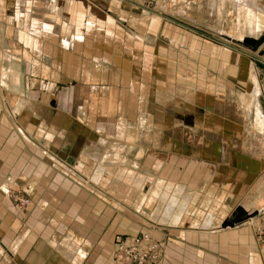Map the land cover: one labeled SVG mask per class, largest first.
I'll return each instance as SVG.
<instances>
[{
	"label": "crops",
	"instance_id": "0c3cea01",
	"mask_svg": "<svg viewBox=\"0 0 264 264\" xmlns=\"http://www.w3.org/2000/svg\"><path fill=\"white\" fill-rule=\"evenodd\" d=\"M164 1L167 2L166 8L171 9L163 10V13L168 16L180 13L183 21L211 35H223L219 25L222 14L242 15L244 13L240 9L248 13L250 8L264 18V0ZM108 3V0H97L99 8L104 6L102 14L104 11L108 14ZM47 6L56 8L52 3H47ZM136 17L144 20L142 16ZM261 17L258 18V27L264 25ZM122 22L118 23L121 28L115 26L114 30L121 37L124 26ZM151 22L149 19L148 23L139 24L140 30L137 31L140 39L132 40L130 51L117 50L121 38L106 39V55L103 54L104 50L80 60H75L74 54L67 55L68 66L62 77L73 84L65 93L68 117L64 115L62 97L59 101L56 97L57 102L53 104L41 105L40 101L29 99L37 90L25 86L3 88L5 94L15 96V99L7 96L0 103V264H117L114 259V237L136 236L142 233L139 229L143 225L139 221H126L125 213L119 211V215L107 219L104 213V176L108 175V171L105 170L104 160L109 159L116 150L119 151L116 176L117 181L122 182L116 193L106 194L110 201L118 205L124 201L125 185L128 189L133 187L141 192L148 178L137 172V169L143 162L141 155L144 154L145 158L152 151L146 152L139 147L133 150L121 145L137 141L140 136L135 130L129 136L118 132L119 139H116L114 134L104 135V126L116 125L113 121L119 122L126 113L131 119L139 120L138 111H148L143 113L148 122L143 124V128H149L150 133L156 132L151 129L157 127L153 118L163 98L166 110L177 103L183 108V116L171 110L169 116L159 121V126H165L166 132L191 129L188 133L192 135L177 136V142L187 138L188 145L184 146V141L180 142L181 145L176 143V147L181 148L180 166L175 168L172 162L170 167H166L163 184L151 183L149 189L151 191L154 187L155 193L147 194L149 198L145 193H140L136 206L139 210V207L149 204L148 221L160 228L159 234L153 233L162 242V257L155 264H264V244L258 242L245 222L237 221L243 215L236 213L240 210L249 214L256 213L257 217L264 219V207L257 211L255 209V206L264 203V164L250 161L245 169L229 165V170H223L220 161L225 146L236 150L239 142L245 144L251 140L256 145L263 142L258 139L253 142L248 134L244 138L231 135L236 124H233L234 119L229 118L230 135L221 133L219 129L211 131L210 136L199 133L204 124L198 112H214L215 107L220 109L224 105L226 96L234 94V90L227 87L216 94L218 89L221 90L216 76L225 73L235 84L236 80L231 78L230 73L238 56L233 49H226L225 45L210 40L203 43L185 36H180L178 40L177 29L168 22L160 23L158 35V26ZM107 28L113 29L109 26ZM263 36L264 30L258 31L255 39L259 42ZM84 43L88 46L92 44L90 41ZM97 43L101 47V41ZM258 47L259 44L251 49L246 48L247 56V49L253 53ZM46 51H50L47 59L53 64L52 67L63 61L57 56V48ZM80 61L84 65L76 71L73 64ZM108 61H112L115 66L104 67V62ZM163 62L165 66L161 64ZM157 63H160L157 67L159 70L164 67L163 75L157 72ZM177 63L196 64L195 69L191 70L196 75L190 71L186 75L198 81L192 82L195 84L193 86L186 81L180 88V94L174 91L176 82L172 80L173 73L178 72ZM11 68L5 70L6 74L1 76V81H5L7 73L13 71ZM251 69L256 79L258 73L253 65ZM35 71L26 68L19 77L27 79L35 76ZM185 71L183 75L186 80L188 77ZM114 79L121 82V87H106L109 89L108 94L104 91V84L109 85ZM125 86L131 87L130 91L134 93L129 100L122 98ZM205 88L213 93L212 101L208 100L209 94H206ZM261 93L264 92L253 90L244 106V114L239 119L246 127L262 129L261 138L264 141V126L259 124L261 118L264 120V113L259 112V108L264 110ZM250 108H255L258 116L255 121L250 119L247 123L245 117ZM121 126H124L123 122ZM111 133L107 131V134ZM159 135L155 136V141L166 139V142H171L174 139L167 137L168 133ZM205 137L206 142L218 146L214 147L219 150L218 157L215 150L205 154L204 151L201 153L200 147L194 146L198 141H204ZM104 144L111 146L112 151H106ZM246 148L252 159H259L262 153L260 148L253 151L249 150L252 148L250 146ZM163 153L166 154L165 159L176 154L173 151L171 154ZM231 155L233 160H229L230 164H236V154ZM128 156L133 161H126ZM204 163H209L207 168ZM9 189L32 198L30 206L23 212L13 206L3 192ZM153 197L155 199L152 201ZM226 222L233 223V226L222 228Z\"/></svg>",
	"mask_w": 264,
	"mask_h": 264
},
{
	"label": "rangeland",
	"instance_id": "374dc122",
	"mask_svg": "<svg viewBox=\"0 0 264 264\" xmlns=\"http://www.w3.org/2000/svg\"><path fill=\"white\" fill-rule=\"evenodd\" d=\"M108 2V14H106L105 11L104 14H102L104 6L99 8L98 6H100V4L97 5V0H0V103L4 102L7 96L12 98L13 100L15 99V96L13 97L12 95L5 94L3 92V88H15L25 86L28 89L31 88V90H37V93H35V95L33 96H30L29 99H31L32 101L36 99L40 101L41 105H48V103L50 102L53 104L54 101L57 102V100L62 97V101L65 104V107L63 108L64 115L68 117V109L66 107L67 97L65 93L67 91V88L72 84V82H69L66 77H62L65 75L67 70L68 54H74L75 60H78L79 58L85 59V56L88 55H96L94 53H97L99 50H104L103 54H105L107 45L104 42H107L106 39L115 40L121 38L122 41L120 42V46L117 48V50L119 52H122L123 50H125V52L127 50L130 51V49H132V47H130V43L132 42V40L139 38L137 30H140V23L146 24L148 23L149 19L152 20V22L158 26L159 35V30L161 28L160 23L168 22L170 25L177 29L176 34L179 35L178 40L180 39V36H185L187 39H195L196 41L203 43L208 42V40H210L215 43L225 45L226 49L234 50V53L238 56V60L235 64V67H232L230 76L231 78L236 80V82L234 84L232 79H229L228 75H226L225 73H220V77L216 76V82L220 84L219 88L221 90L218 89L215 92L216 94H218L222 92L225 87H227L233 89L234 94L226 96V102L220 109H216L215 107L214 112H208L205 110L200 111V113L198 112V115H201L199 117L202 118L204 124V126L200 128L201 131H199V133L203 134L204 136H210L211 131H216L219 129L221 133L230 135V125L227 118L232 120L234 119L233 124H236V126L234 125L235 127L233 128V132L231 133V135L235 134L238 138H244L245 134H248V138L251 139L252 137L253 142L254 140L256 141L258 139L261 140V142L263 143H257L256 145L255 143H251V140L250 143L246 142L245 144L244 142H239L240 144L237 143V145L239 146H237L236 150H234V148L229 149L225 146V149L222 150V155L220 156L221 168L223 170H229V165H237V167L245 169L246 166L250 164V161H259L258 164H264V156H262V154H264V141L261 138L262 129L255 128L254 126L246 127L245 123L240 121L241 119H239V117L244 114V106L246 105V102L248 101L253 90L259 89L264 92V36L262 37V39L259 40V47L257 51L255 50L256 52L253 51V53H251L249 49H247V51L249 52V56H247L248 53L245 50L246 47H244V45L241 43L242 39L248 36L246 33V27L248 25L249 19L255 20L261 16L254 13L250 8H248V13L245 12L244 9H240V11H242V13H244L245 15H229L227 13L222 14L220 16L219 25L221 27L220 33L223 35L218 36L208 34L203 30L198 29L196 26L183 21L179 15L180 13H178V15L174 14V16H168L167 14L163 13V10L171 9L166 8L167 2L164 0H135L134 3H129L124 0H108ZM47 3H52L54 6H56V8H58V10L54 9L53 7H48ZM223 11L224 8L222 7V12ZM116 14L117 17L115 16ZM253 14L256 18L254 16H251ZM136 15L142 16L144 20H139ZM261 18L263 19L264 24V18ZM122 19H124L125 21ZM121 22L124 25L122 30V37L120 35H117V31H114L116 27H118V23L121 24ZM108 26L113 27V29H108ZM257 29L252 35L254 36V38H257L255 36L257 35L258 31L264 30V25ZM231 39L234 42L232 41V43H230ZM98 40L101 41V47L97 43ZM89 41L92 42V44H95V46L92 44L90 45V43L88 46L84 43ZM49 48L53 50L57 48V56L60 60H63L62 62L60 61L57 65H55V67H52L53 64L48 62L49 59H47L50 51L47 52L46 50H49ZM161 49H163L162 46ZM158 64L160 63H157L156 68L158 67ZM161 64L165 66L164 62ZM83 65L84 64L81 63V61L75 62V64H73V66H75L76 68V71H79V67ZM96 65L99 66L100 64L98 63ZM252 65L254 70H256L258 73L256 74V79L251 69ZM108 66H115V64L112 61H108V63L104 62V67ZM195 66L196 64L194 63L176 64V70L178 72L173 73L174 79H172L174 80V83L176 82L174 84V91L176 90L179 93L180 88L183 87L186 81L191 82L192 86L195 85L192 82H198L193 77H190V75H186L188 71L191 72L192 69H195ZM11 67L13 68V71H11V73L9 74L7 73V78L5 79V81L2 80V82L1 76H5V70L10 69ZM26 68H33L34 71L36 70L34 72L35 76L28 77L27 79L19 77L22 76L23 70H25ZM163 68L160 70L157 68V72L163 75ZM197 68L198 67H196V69ZM200 69L202 70V67ZM184 70H186L185 75L188 77V79L186 80L184 79L183 75ZM27 71L29 70L27 69ZM18 73H21V75H17ZM191 73L196 75L195 72ZM125 80L126 79L124 78V82ZM120 83L118 82V80L114 79L109 85L104 84V91L110 94L109 89H107L106 87H114L116 85H119L120 88ZM206 87L209 88L210 86L206 85ZM124 88L125 92L124 94H122V98L124 100H129L130 97L134 94L132 91H130L132 90V88L127 86H125ZM134 90H136V86H134ZM206 91V94H209L208 100L212 101L211 94L213 93L209 92L211 91L210 89H206ZM261 94L260 95L264 99V93ZM104 95L106 96L105 93ZM174 99L179 101V103L181 102V100L175 97ZM158 105L159 106L156 110V116H153V119H155L156 121L155 124L157 127L154 126L155 129L151 128L152 130H156V132L150 133L148 131L149 128H147L146 130H144L143 128V124L148 123L143 113L148 111H138V119L140 121L131 119V116L128 117V114L126 113L125 116H122L120 118L119 122L113 121L114 123L116 122L118 125H115L113 123L114 126H104V135L110 136L114 134L116 136V139H119V136L117 135H120V133L122 132L123 135L129 136V134L132 133L133 130H135L137 132L136 134L140 136L137 137V141L134 142V144H136L135 147L132 146L134 144H128L126 142L122 143L121 145L126 148L131 147V149L133 148V150H137L139 147L143 150H146V152L152 151V153L150 155H146L145 158H143L144 154L141 155V161L143 160V162L140 164V166H138L139 168L137 169V172L144 174V176L148 178L145 182V185H143L141 192L136 191L137 189L133 187H130V189H128L125 185L123 198L124 201L118 205L115 201H110L109 198H107L106 194L113 195V193H116L118 185L122 182L117 181L116 170H118V167L117 164L113 163L110 159L111 156H114V158L117 157L118 159L117 154L119 151L116 150L117 152L115 151V153L109 156V159L104 160L105 170L107 169L106 171H108V175L106 174L104 176V191L106 193L104 194V213L107 214V219H110L112 216L116 217L117 215H119L117 214V211L124 212L126 215V221L133 220L136 222L139 221V223L142 222L143 226L141 229H139V231L151 232L155 234H159L158 232L160 231V228L156 227V225H152L148 221L150 205L145 204L139 207V210L136 209L138 200L140 198V193H145V195L149 194L150 192L151 194L155 193L154 187H152L151 191L149 189L151 183L152 185H154L155 182H162L160 184H163L166 177L165 168L168 166L170 167L172 162L175 168H178L176 166H180V157H182L180 154L181 148L176 147V143L178 145H181L180 142L184 141L182 143H184L183 145L186 146L187 138H184L185 140L183 139L181 141L179 140L180 142H177V136L180 135L186 137V135H192V133H188L189 131H192L191 129H176V131L174 132L177 134H174V132H166V130L164 129L165 126L160 127L159 121L161 119L164 120L166 116H169L171 110L172 112L174 110L176 114H180L181 116H183L181 112L183 111V108L180 107L179 104L174 103L170 107V109H168L167 107L168 110H166L164 98L163 101L159 102ZM212 106H215V104H213ZM104 113L106 115L108 114L107 111H104ZM232 116H234V118H232ZM121 122L124 123V126H121ZM259 124L264 126L263 118L260 119ZM107 131H111L112 133L107 134ZM162 133H168L169 135L167 137L174 139L171 142H166V139L162 142L159 140L155 141V139H157V137L155 136ZM204 139V141H198L197 144L195 143L194 146L200 147L201 153L202 151H204L205 154H208L210 150H215V152H217L216 155L218 157L219 150L214 148L218 146L213 143L206 142V137ZM109 144L120 145L119 143ZM247 145L252 147L249 149L250 151L258 150L256 148H260L259 151H262V153L259 156V159H252V157L249 156L248 150H246V147H249ZM170 146H172L174 149L172 150ZM110 148L111 146H108V144H104V149L106 151H112ZM163 151L168 152L169 154H171V151H173L176 154L169 155L168 158L165 159L166 154L163 153ZM223 151H226L227 153L224 154ZM245 152L247 153L245 154ZM231 153L236 154V164H230L229 160H233V155L230 156ZM205 159L212 161V159L209 158ZM117 161L119 162V159ZM126 161L131 162L133 161V158H131L130 156L129 159L127 158ZM217 162H219V158H217ZM207 164L204 163L205 168L208 167ZM254 166L258 167L259 165ZM155 175H157L156 178ZM227 175L228 174H226V178L228 177ZM112 190L114 191L111 192ZM3 192L5 198L7 200L9 199L12 202L13 206L18 208V210L22 212L27 209L31 204L30 200L32 198L30 199L25 195L22 196V194H20L21 192H12L11 189L4 190ZM20 195L22 197H20ZM18 198L27 199L28 203H26V205L24 206H21L19 204V201L17 200ZM154 199L155 198L153 197L152 201ZM263 207L264 203H261L255 206V209L257 211ZM245 214L249 215V213ZM257 215L258 214H256V216H250L245 221V226L247 228H250V230L252 231H254V225L257 224V222L255 221L260 219L259 217H257ZM249 219L251 220L250 223L248 222Z\"/></svg>",
	"mask_w": 264,
	"mask_h": 264
},
{
	"label": "built area",
	"instance_id": "2783aa9c",
	"mask_svg": "<svg viewBox=\"0 0 264 264\" xmlns=\"http://www.w3.org/2000/svg\"><path fill=\"white\" fill-rule=\"evenodd\" d=\"M134 3L135 0H124ZM21 206L27 199H17ZM254 235L260 244H264V220L255 221ZM114 243V259L117 264H155L162 257V242L153 233L142 232L133 237L116 235Z\"/></svg>",
	"mask_w": 264,
	"mask_h": 264
},
{
	"label": "bare ground",
	"instance_id": "6f19581e",
	"mask_svg": "<svg viewBox=\"0 0 264 264\" xmlns=\"http://www.w3.org/2000/svg\"><path fill=\"white\" fill-rule=\"evenodd\" d=\"M55 9H57L58 10V8H55ZM56 11V10H55ZM251 16H254V14L253 15H251ZM255 17V16H254ZM256 18V17H255ZM254 18V19H255ZM257 28H259L258 27V18L257 19H255V20H253V19H249V23H248V25H247V27H246V33H247V37H245V38H243L242 39V44L244 45V46H248V47H246V48H249V49H251V48H254L256 45H258L259 44V42H258V40H256L255 38H252L253 36V33L256 31V29ZM258 30V29H257ZM250 35V36H249ZM230 40V39H229ZM246 40H251V41H253V43H250V42H247ZM238 44H240V43H238ZM251 47V48H250ZM261 96V95H260ZM250 106V105H249ZM248 106V107H249ZM264 106V105H263ZM247 108V107H246ZM260 109V113L262 114V113H264L263 111L264 110H262V108H259ZM247 115H246V117H245V121L248 123V121L251 119V120H254L255 121V118H257V116H258V114H257V111H256V109L255 108H250V109H247ZM249 116V117H248ZM250 123V122H249ZM257 127V126H256ZM130 153V152H129ZM110 159H111V161L112 162H114V163H116V161L118 160L117 159V157H115L114 158V156H111L110 157ZM120 160V159H119ZM237 215H243V216H241V217H245V220H243V221H241V222H245L250 216H256V213H253V214H245L244 212H242L241 210H240V212H237ZM250 220V219H249ZM248 220V222L250 223L251 222V220L249 221ZM5 259H7V258H5Z\"/></svg>",
	"mask_w": 264,
	"mask_h": 264
},
{
	"label": "water",
	"instance_id": "95a60500",
	"mask_svg": "<svg viewBox=\"0 0 264 264\" xmlns=\"http://www.w3.org/2000/svg\"><path fill=\"white\" fill-rule=\"evenodd\" d=\"M246 41H247V42H250V43H253V41H251V40H246ZM243 220H245V217H240V218H238L237 221L241 222V221H243ZM231 226H233V223H231V222H226V223H224V224L222 225V228H225V227H231Z\"/></svg>",
	"mask_w": 264,
	"mask_h": 264
}]
</instances>
